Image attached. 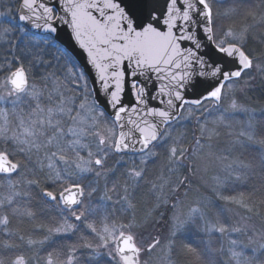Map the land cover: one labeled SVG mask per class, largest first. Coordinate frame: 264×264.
<instances>
[{"label":"snow or ice","instance_id":"6c2138e0","mask_svg":"<svg viewBox=\"0 0 264 264\" xmlns=\"http://www.w3.org/2000/svg\"><path fill=\"white\" fill-rule=\"evenodd\" d=\"M220 2L19 0L18 15L0 12V264H34L25 245L48 246L43 264H82L80 249L88 264H264L251 223L264 217V110L242 102L264 79V35H253L264 0ZM236 15L245 23H219ZM208 162L213 198L185 203ZM33 189L55 211L38 240L10 227L35 218ZM227 205L244 215L232 222Z\"/></svg>","mask_w":264,"mask_h":264},{"label":"trees","instance_id":"16d2710c","mask_svg":"<svg viewBox=\"0 0 264 264\" xmlns=\"http://www.w3.org/2000/svg\"><path fill=\"white\" fill-rule=\"evenodd\" d=\"M7 1V0H6ZM12 2V1H11ZM10 2V3H11ZM253 4H261V0H252ZM14 7L12 8V15L16 14L18 5H19V0H14ZM231 5V1L230 2H220L218 5V8L221 12L226 11L228 8H230ZM8 7H10L8 5ZM251 18H249V20L247 22H251ZM220 24L223 25H228V24H236V25H241L243 23H245L242 15H236L230 19H223L221 18L219 21ZM261 35H264V33H262L261 31H259V33L257 34L256 37H260ZM3 55L2 50H0V56ZM259 88L257 89V92H260V96L257 98H254L253 101H249L248 105L252 108H255L256 110H258L257 107H260L259 104H264V94H262L261 89L264 88V79H262L261 77L259 78ZM252 96L250 95V98ZM260 110H258L259 112ZM187 127V131H188V138L189 141H191V133L194 130V123L193 124H189V126ZM256 153L253 151L250 154H246V156L248 158H250L251 155H255ZM162 161L158 162L157 165L154 166V171L158 173L160 165H161ZM158 166V167H157ZM261 180L262 177L260 175H257L255 177H253L252 179H250L249 181V185L251 186H256V187H260L261 185ZM38 190V189H37ZM146 189H142L140 192L137 193V195L143 196L142 199H139V197L137 196V199L141 202L140 203V212L142 213L144 210H146L148 207H151V198L148 197L147 195H145L146 193ZM39 192V191H37ZM37 192L35 189L32 190V194L34 199H32V201L30 202V204L28 205L29 207L32 208V210L36 213L35 218H29V217H13L12 218V222L10 224V227L12 229H18L19 230V234L23 235L25 237V239L31 237L32 239H41L43 237L44 231L41 230L40 228H38V225L41 224H47L50 221V212L48 209H46V207L44 206L45 202L43 199H39L37 195ZM21 205H23L25 203V200L22 199L20 201ZM221 203V202H220ZM223 203V202H222ZM241 211H243L242 209H240ZM160 211H165L167 215L170 214L171 209H161ZM264 211V210H262ZM260 218L263 222H264V217H258ZM160 231L164 228L162 226H159ZM79 233H77L76 235H69V236H65L60 243L62 245L65 246H70L74 243H77L79 241ZM8 239L7 236H5L3 233H0V242H2L3 240ZM13 241L15 243L24 245V241H20L18 236H13L12 237ZM88 239L91 240L92 237L88 236ZM192 241H196L197 243H199L200 247H203L204 242L207 241V237H203V239H201L199 236H197L196 234L193 235L192 237ZM192 241H186V242H192ZM194 246H196V244H194ZM221 246V242L218 238H216L214 240V244L213 247L215 248H219ZM25 250L28 252L29 255H33L34 256V264H43V257L46 255V250H50L48 248L47 245H45L43 248L40 245H35L33 246L31 249H27V246L25 245ZM78 255L80 256L81 262L82 264H88V250L87 249H80L78 252ZM212 259H215L217 261H222L223 264H228V257L226 255H218V254H213ZM107 264L108 260L106 258V260L104 258H102V264Z\"/></svg>","mask_w":264,"mask_h":264},{"label":"rangeland","instance_id":"374dc122","mask_svg":"<svg viewBox=\"0 0 264 264\" xmlns=\"http://www.w3.org/2000/svg\"><path fill=\"white\" fill-rule=\"evenodd\" d=\"M227 1L230 2L231 0H221V2H227ZM13 3H14V0H7V1L6 0H0V12H4L6 10V8H13L14 7ZM8 5L10 7H8ZM0 19H2V17H0ZM247 23H253V21L247 22ZM259 31L264 33V24H257L256 27L253 30V35L257 36ZM259 78H260V76L257 75L256 89L253 90V91L247 92L244 95V97L242 98V102L248 104V102L250 100L253 101L254 98H257V97L260 96L259 95L260 92H257V89L259 88V83H260L259 82V80H260ZM250 95L252 96L251 98H250ZM259 105H260V107H257L258 110H260V111L264 110V104H259ZM258 110H257V112H258ZM237 119L238 120H243L245 118L244 117H237ZM187 126H189V125H187ZM223 146L224 145L222 144L221 147H223ZM193 171H195V168H193ZM217 172H218L217 165L215 163H213V162H208L206 171H199V172H196L195 175L190 176V180H191V183H192V189L193 190L189 192L188 200L185 203L191 202L193 199H195L197 197L201 198L202 200L212 199L213 198V193L211 191V188H212V185H213L212 178L217 174ZM35 190H36V192L39 191L37 189H35ZM38 193L39 192H37L36 196H38V198L40 199V196H39ZM137 196L139 197V195H137ZM142 198H143V196L139 197V199H142ZM94 202L95 201H93V203ZM221 204H223V203L221 202ZM44 206L46 207V209L49 210V212H50V220H51V218L55 215V211L52 210L49 205L44 204ZM225 207L233 209V211H230V212L227 213V215L231 218L232 222H235V221H237L239 219V216L237 215V213H239V215H244L243 211H241L240 209L235 208V206H233V205H227ZM216 210H217L216 208H213L212 212L215 213ZM170 214H171V212H170ZM251 223L254 224L257 232H259L262 229H264V222L258 217L255 218ZM160 234H161L162 237L166 236L167 235L166 228H163L160 231ZM218 239L223 244L224 248L227 249V247H228L227 238H223L222 240L220 238H218ZM241 239H245V238L241 237ZM152 255H153V257H155L157 255V253H153ZM103 258L106 260L107 257H103ZM104 263H105V261H104ZM151 264H155V261L154 260L151 261Z\"/></svg>","mask_w":264,"mask_h":264},{"label":"water","instance_id":"95a60500","mask_svg":"<svg viewBox=\"0 0 264 264\" xmlns=\"http://www.w3.org/2000/svg\"><path fill=\"white\" fill-rule=\"evenodd\" d=\"M20 12H21V9H20V4H19V7H18L16 15H18ZM126 99H128V97H126Z\"/></svg>","mask_w":264,"mask_h":264}]
</instances>
